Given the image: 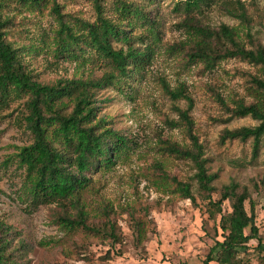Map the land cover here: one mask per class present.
Returning a JSON list of instances; mask_svg holds the SVG:
<instances>
[{
    "label": "rangeland",
    "instance_id": "1",
    "mask_svg": "<svg viewBox=\"0 0 264 264\" xmlns=\"http://www.w3.org/2000/svg\"><path fill=\"white\" fill-rule=\"evenodd\" d=\"M124 1L144 5L149 18L160 22L158 32L125 22L133 46L148 57L139 67L132 63L127 77L98 90L95 100L98 118L125 137L128 148L112 168L88 174L90 183L77 203L46 205L32 199L18 157L33 142L24 121L26 99L0 115V223L15 232L10 252L23 244L26 250L14 253L23 264H204L210 249L222 240L220 216L209 217L195 163L172 151H194L191 133L203 147L208 174L216 176L212 201L220 200L231 183L247 190L245 207L249 213L254 208L259 235L240 251L239 259L241 264H264V140L255 154L253 139H224L226 132L259 126L252 116L238 117L235 112L240 104L258 103L261 95L254 80L263 77L261 68L239 58L220 61L213 69L192 61L188 54L193 31L186 25L189 15L214 31L223 25L234 28L237 41L256 50L264 47V0H204L189 14L179 0H154L149 7L144 0ZM0 2L1 18L8 21L6 38L35 81L53 86L117 75L112 63L95 53L79 60L57 57L54 0H45L40 10L20 0ZM55 3L64 21L76 29L77 21H96L92 0ZM100 3L104 16L117 22L115 0ZM239 8L246 20L229 15L230 9L239 14ZM182 113L188 116L190 131ZM174 179L191 186L195 202L181 197ZM82 211L90 225L116 223L120 242L61 224V219H76ZM230 212L225 202L223 213ZM134 220L145 224L143 243L136 239Z\"/></svg>",
    "mask_w": 264,
    "mask_h": 264
},
{
    "label": "trees",
    "instance_id": "2",
    "mask_svg": "<svg viewBox=\"0 0 264 264\" xmlns=\"http://www.w3.org/2000/svg\"><path fill=\"white\" fill-rule=\"evenodd\" d=\"M20 1L40 10L45 0ZM100 1L92 0L96 21H77L76 29L64 21L61 8L54 0L52 12L59 22V30L55 36L56 55L58 58L79 60L87 58V52L95 53L110 61L117 75L106 74L100 80L61 81L53 86L35 81L22 64L18 51L8 42L5 31L8 21L1 18L0 2V115L10 109L14 102L26 99L27 115L24 121L33 142L22 148L18 157L25 168L28 191L38 203H77L81 192L90 183L88 174L112 168L114 159L128 148V140L106 128L103 120L98 118L95 94L112 85L118 78L127 77L130 72L128 67L132 63L136 64L134 67H139L148 57L144 50L133 46V38L129 35L130 30L124 27L125 22L131 28L147 27L153 33L158 32L160 22L157 18H149L144 5L124 0H115L118 21H112L104 16ZM144 1L147 3L145 6L149 7L154 0ZM203 1L179 0L178 4L189 14L194 9H199ZM239 10L241 12L238 14L236 10L230 9L229 15L246 20V12L243 8ZM188 17L186 25L193 31L188 54L192 61L201 62L209 69L215 68L220 61L234 58L260 66L263 77L254 80L261 95L258 103L240 104L235 112L238 117L252 116L260 122L259 126L226 132L224 137L242 141L253 139V150L257 154L264 140V47L247 50L237 41L238 35L234 28L223 25L218 32L201 26L191 16ZM113 43L123 44L126 48L116 50ZM224 45H230L231 48ZM182 115L190 131L188 116L186 113ZM190 138L194 151L176 147L172 151L195 163L200 194L208 202L209 217L215 219L220 216L222 240L216 241L204 264H241L240 251L259 235L254 208L249 213L245 207L249 198L247 190L241 191L237 183H231L223 188L220 200L212 201V184L216 176L207 172L206 161L202 159L203 147L199 145L198 139L191 133ZM173 182L183 199L195 202L189 184L176 179ZM225 202H229L231 207V212L227 214L223 213ZM61 224L70 230H82L93 238L108 239L117 244L120 242L116 223L108 220L103 226L90 225L83 211L78 213L76 219H61ZM134 229L137 241L143 243L147 238L145 224L134 220ZM14 233L11 227L0 223V264H23L15 257L18 251L26 250L23 244L10 252L13 243L10 236Z\"/></svg>",
    "mask_w": 264,
    "mask_h": 264
}]
</instances>
